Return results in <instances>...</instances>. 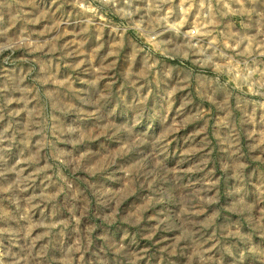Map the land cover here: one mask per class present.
Wrapping results in <instances>:
<instances>
[{
  "label": "rangeland",
  "instance_id": "rangeland-1",
  "mask_svg": "<svg viewBox=\"0 0 264 264\" xmlns=\"http://www.w3.org/2000/svg\"><path fill=\"white\" fill-rule=\"evenodd\" d=\"M0 264H264V0H0Z\"/></svg>",
  "mask_w": 264,
  "mask_h": 264
}]
</instances>
